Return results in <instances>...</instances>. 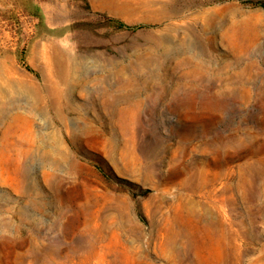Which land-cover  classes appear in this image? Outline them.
I'll return each mask as SVG.
<instances>
[{"label":"rangeland","instance_id":"obj_1","mask_svg":"<svg viewBox=\"0 0 264 264\" xmlns=\"http://www.w3.org/2000/svg\"><path fill=\"white\" fill-rule=\"evenodd\" d=\"M0 75V264H264V0H0Z\"/></svg>","mask_w":264,"mask_h":264},{"label":"bare ground","instance_id":"obj_2","mask_svg":"<svg viewBox=\"0 0 264 264\" xmlns=\"http://www.w3.org/2000/svg\"><path fill=\"white\" fill-rule=\"evenodd\" d=\"M67 77H68V72L64 71L62 73L61 84H58L56 82L55 83L51 82V87L49 89V92L45 96H42L40 91H37L36 96H34L35 105L32 108L34 110H37L38 112H40V115H42V116H45V114L47 112H49V110L52 109L53 107L56 108L57 105H59L60 100H61L62 96L64 95L65 90L70 85V80ZM19 90H20V88H19ZM32 94H33V92H32ZM2 96H3V93H2V91H0V99ZM48 96H49V98H48ZM47 98L50 99V101L47 100ZM40 102L42 104L38 105V103H40ZM20 118L21 119L26 118L25 119L26 120V122H25V128H26L25 136H30V134H31L30 122H32L31 118H28L27 116H22V114L17 113V112L10 115L9 112L6 111V109H3V110L0 109V125L3 128V131H2L3 132V138H4L3 140L7 142V147L9 149V152H11V153L15 152L14 148H15V143L17 140L16 134L18 133V128H17L16 122ZM7 167L8 168L11 167V164L7 163ZM100 247H101V244L100 245L92 244L89 246L90 250H88V254L85 257V260H86L85 263L91 262V264H109V263H106L107 255L105 254V252L101 251L102 249ZM109 252L110 251L108 250L107 254H109Z\"/></svg>","mask_w":264,"mask_h":264},{"label":"trees","instance_id":"obj_3","mask_svg":"<svg viewBox=\"0 0 264 264\" xmlns=\"http://www.w3.org/2000/svg\"><path fill=\"white\" fill-rule=\"evenodd\" d=\"M109 23L112 24V25H115V27H117V28H125V25L124 24L117 23V22H115L113 20H109Z\"/></svg>","mask_w":264,"mask_h":264}]
</instances>
